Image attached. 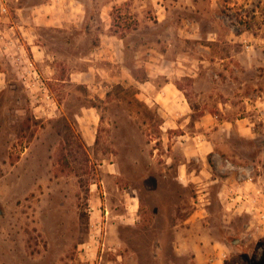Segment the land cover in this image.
<instances>
[{
	"label": "rangeland",
	"instance_id": "374dc122",
	"mask_svg": "<svg viewBox=\"0 0 264 264\" xmlns=\"http://www.w3.org/2000/svg\"><path fill=\"white\" fill-rule=\"evenodd\" d=\"M3 2L11 23L35 28L56 58L50 68L35 61L50 102L32 75L37 83L25 86L18 47L0 39V264H198V250L201 263L221 252L229 264H264V226L221 206L218 184L206 191V222L186 221L197 193L176 179L199 134L214 143L217 174L227 157L253 169L264 193V0ZM105 30L122 38L138 82L146 77L132 68L133 43L164 53L149 59L159 71L182 69L156 80L184 92L183 126L165 124L137 82L93 70ZM202 116L208 128L196 125Z\"/></svg>",
	"mask_w": 264,
	"mask_h": 264
},
{
	"label": "crops",
	"instance_id": "0c3cea01",
	"mask_svg": "<svg viewBox=\"0 0 264 264\" xmlns=\"http://www.w3.org/2000/svg\"><path fill=\"white\" fill-rule=\"evenodd\" d=\"M54 25L52 21L48 22ZM57 26V25H56ZM60 26H63V23L60 22ZM0 29L6 30L7 33V39L13 40V43H16L20 49V44L25 47L27 52L34 58L35 61H44L50 68V65L52 61L56 58V56L53 53H50L49 51L45 49L46 46H42L38 44L35 41V28L29 27L27 28L24 25L15 24L14 30L15 32L12 33L9 31V26L0 24ZM33 32H32V31ZM107 30V29H106ZM102 32L100 34V40H98V43L94 45L93 50L91 51L94 55V65H99V68L94 66V71L100 73L102 76L110 78L112 80L119 81L122 78L125 80H133L138 83V86L140 87V96L145 100L149 101L151 104L157 107V109L162 112V116L165 117V124H167L170 127L175 126H183L186 122V114L189 109V105L187 102V99L184 95V92L178 88L172 80L170 79L172 76L174 77L176 74L175 72H182V69H171V70H161L159 71V67L154 66L149 61L151 55L155 56H164V53L156 50H153L154 53L147 52L148 50H152V48H147L146 41H141L140 44L133 43L131 46H129V49L127 53L134 59V63L132 65V68L134 70H137V68L145 71V79L140 80V82L137 81L136 77H134L132 69L129 68L124 62L123 58L126 54V47H122L121 40L122 38H118L117 35L107 32ZM21 34H20V33ZM11 33L13 34L11 36ZM231 36V34H230ZM229 36V37H230ZM20 44H18V42ZM146 48V50H144ZM146 52L147 57L146 58H140L142 56L143 51ZM181 56V55H179ZM132 59V60H133ZM158 59V58H157ZM107 61L109 62L112 72H105L103 68H100V62ZM173 63H180V58L173 60ZM50 63V64H49ZM156 67V68H155ZM91 68V67H89ZM84 72H78L77 76H82ZM162 74H165L166 80L162 82H157V77L161 76ZM105 93V92H104ZM237 120V119H236ZM212 121H210L211 123ZM239 124V128L244 130L246 124L244 121V118L237 120ZM243 122V123H242ZM196 125L198 127H209V120L205 118V116L200 117L196 122ZM233 122H228L227 125L231 126ZM247 128V127H246ZM245 128V129H246ZM181 137L188 136V133L185 135H179ZM190 137V136H188ZM191 138L195 142L194 145L191 146L189 150H185L184 152V161L180 162V165L176 168V179L179 183H181L184 186H193L197 195L196 200L194 201V204L196 205L195 210L189 214L186 221H198L201 222L204 217H202V210H205V204L209 203V199L206 197L207 195V189L211 184H218L219 190H218V198L220 200L221 206L224 208L230 209L231 206L233 208H236V210H240L241 212L243 210L235 207V204L233 202H229L227 197L235 196L237 192H241L245 190V187L239 188L240 185L235 179V175L233 173L225 172L221 169L222 175L217 174L213 167L210 164V161L208 160V153L210 150L213 149V141H211L210 149L209 147H205L204 143L201 142V137L199 134H196L195 136H191ZM206 148V149H204ZM215 156V153H214ZM213 156V158H214ZM187 159V160H186ZM194 159L199 162L198 166H190L187 163L190 162L188 160ZM217 160V159H216ZM215 160V161H216ZM221 160H219L220 162ZM217 170V169H216ZM248 190L253 188H260V186L254 182V184H249L246 186ZM261 189V188H260ZM204 220V219H203ZM206 222V220H204ZM230 225V230L233 229L232 223L228 220ZM200 250H198L199 252ZM195 255V260L198 262V264H206V261H202L201 258L198 255ZM218 255H221V252L217 253ZM217 255V256H218ZM215 256L213 258V261L211 264H229L223 261V259H220V257Z\"/></svg>",
	"mask_w": 264,
	"mask_h": 264
},
{
	"label": "built area",
	"instance_id": "2783aa9c",
	"mask_svg": "<svg viewBox=\"0 0 264 264\" xmlns=\"http://www.w3.org/2000/svg\"><path fill=\"white\" fill-rule=\"evenodd\" d=\"M9 15V10L7 9L5 2H3V0H0V24L8 25L9 31L14 33V24L11 23ZM0 39L5 44H13L16 47H19L16 43L12 42L13 40L9 38L7 39L6 30L0 29ZM18 44L20 43L18 42ZM16 53L17 55H19V57H17L16 59H19L23 64V67H20L18 65L19 71L17 70V73L23 78V83L25 84V86L30 88L38 81V89H41L43 91V96L46 100L52 102L51 94L48 92L47 87L45 86L44 82L39 80L41 77L37 72L36 63L32 55L27 52L26 48L22 44H20V49L18 48V51ZM30 76L37 81H31L30 79H27V77ZM221 167L223 171L233 173L235 175L236 181L240 185L239 188L243 189L245 187V190L237 192L235 196L227 197L229 202H233L235 204V207L249 213L252 216V220L257 224V226H264V193L260 188H253L250 190L246 188V186H248L249 184H254L252 174L253 169L236 164L227 157L221 160Z\"/></svg>",
	"mask_w": 264,
	"mask_h": 264
}]
</instances>
